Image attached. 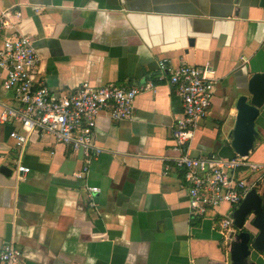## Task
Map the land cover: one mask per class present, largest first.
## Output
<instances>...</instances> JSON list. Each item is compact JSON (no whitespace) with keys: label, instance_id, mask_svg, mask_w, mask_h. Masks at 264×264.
<instances>
[{"label":"crops","instance_id":"1","mask_svg":"<svg viewBox=\"0 0 264 264\" xmlns=\"http://www.w3.org/2000/svg\"><path fill=\"white\" fill-rule=\"evenodd\" d=\"M4 10L20 11L17 31L31 38L41 60L36 79L53 97L83 83L155 88L137 96L132 120L101 114L102 153L84 181L74 176L79 153L38 132L18 149L9 134L19 126L0 124V249L18 248L17 264H230L219 220L189 216L170 162L181 100L159 75L182 65L213 71L212 105L189 152L232 157L235 102L254 74H264V0H0ZM4 76L0 69V106L15 107ZM255 128L248 158L264 165V106ZM16 161L30 170L22 182ZM86 186L100 193L89 199Z\"/></svg>","mask_w":264,"mask_h":264},{"label":"built area","instance_id":"2","mask_svg":"<svg viewBox=\"0 0 264 264\" xmlns=\"http://www.w3.org/2000/svg\"><path fill=\"white\" fill-rule=\"evenodd\" d=\"M20 19L18 10L0 11V69L5 72L2 88L12 93L16 103L15 107L0 106V124L19 126L20 130L9 134L18 149L24 148L30 135L38 132L51 136L73 153H79L82 167L74 176L84 181L90 164L102 153L95 143L98 118L106 114L112 122L132 120L137 96L153 91L155 86L151 82L132 88L115 84L95 87L83 83L67 96L53 97L36 79L40 56L31 38L17 31ZM212 76L209 67L182 65L168 71L161 68L159 79L167 81L181 100V113L171 128V151L175 156L170 162L183 180L189 216L219 220V232L229 250L235 234L230 216L250 190L259 188L258 184L264 180V165L235 154L229 158L191 157L189 151L195 132L212 105ZM170 169L169 165L165 166L164 174ZM15 172L16 179L22 182L30 170L16 161ZM85 192L92 199L100 189L86 186ZM223 205L228 206L230 212L222 215L218 209ZM20 260L21 252L12 243L0 249V264H17Z\"/></svg>","mask_w":264,"mask_h":264},{"label":"water","instance_id":"3","mask_svg":"<svg viewBox=\"0 0 264 264\" xmlns=\"http://www.w3.org/2000/svg\"><path fill=\"white\" fill-rule=\"evenodd\" d=\"M264 106V74H254L246 94L235 102L236 116L230 133V148L239 157H248L257 140L256 120ZM6 168H1L4 172ZM235 234L229 248L230 264H258L264 253V186L250 190L232 212Z\"/></svg>","mask_w":264,"mask_h":264}]
</instances>
